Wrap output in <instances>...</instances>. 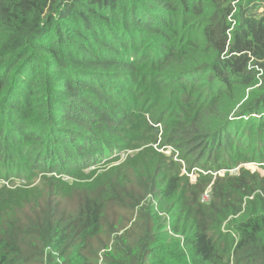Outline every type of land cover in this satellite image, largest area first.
<instances>
[{
  "label": "trees",
  "instance_id": "1",
  "mask_svg": "<svg viewBox=\"0 0 264 264\" xmlns=\"http://www.w3.org/2000/svg\"><path fill=\"white\" fill-rule=\"evenodd\" d=\"M263 4L0 0V177L43 173L0 185V264H264V175L240 165L264 167ZM152 86L178 117L148 112L162 146L237 172L210 179L206 204L207 187L181 185L180 164L152 150L99 186L60 185L128 148ZM163 212L181 242L163 237Z\"/></svg>",
  "mask_w": 264,
  "mask_h": 264
},
{
  "label": "rangeland",
  "instance_id": "2",
  "mask_svg": "<svg viewBox=\"0 0 264 264\" xmlns=\"http://www.w3.org/2000/svg\"><path fill=\"white\" fill-rule=\"evenodd\" d=\"M264 10V4L259 9V12ZM153 90H158L160 94H157L158 98L164 102H168L167 97L160 91L157 87L152 86L149 90L145 91L142 99L139 103L138 108L133 109L132 112V121L133 126L127 135V138L124 139V142L128 146L127 149L121 150L116 153H112V155L108 156L106 161L100 162L96 166H91L86 169H83L80 172L70 171L68 174L61 175L60 185L64 184H75L79 187L84 186H99L105 181H107L115 172V170L120 166L124 167H137L141 165L142 158H145L149 155V153H145L147 150H152L155 153H161L167 158H171L173 162H177L180 164L179 176L181 178V185L187 184L189 188L191 186H195V189L198 190L199 187L209 186V182L211 178H214L216 175L223 176L228 173L233 175L237 172V169L240 165L244 166L252 174H259L260 176L264 175V167H258L261 163L256 160V162L249 163L248 159H243L240 162V165L234 166L232 165L229 169H218L216 166L212 169H202L201 167H192L189 168L186 161L178 162V153H176L173 148L168 149L167 146H162L164 139L162 138L164 131V123H156L152 122L149 119V111L151 110L154 114H158L161 110H167V115L173 113L170 111L164 102L153 100ZM174 117L170 119L175 121L177 120V116H175L176 112L173 113ZM166 115V116H167ZM146 121L150 125V128L155 130L156 141L154 142L147 133L144 132V128L146 127ZM154 157L156 156L154 153H151ZM224 163V161H222ZM228 165H222L221 167H225ZM50 174H47L49 176ZM170 176H177V170L175 171L173 167L170 168L169 172ZM43 173H39L36 175H29L28 178L23 179L21 177L10 176L9 178L0 177V185L7 186L9 188H22L27 189L28 186L24 184H29V187H35L39 183L42 182ZM58 176V175H56ZM184 182V183H183ZM204 189H200L203 191ZM210 191L209 187L203 191V197L200 202L202 204H206L210 199ZM152 200V197H148L147 201ZM181 202V201H179ZM152 204L156 205V201L152 202ZM161 227L160 231L162 232L163 237L168 239L170 242L182 241L183 234L173 232V228L176 226L182 227L181 224L177 223L176 217L174 215H170L169 213L163 212L159 213ZM226 222L222 225V230L225 228Z\"/></svg>",
  "mask_w": 264,
  "mask_h": 264
},
{
  "label": "built area",
  "instance_id": "3",
  "mask_svg": "<svg viewBox=\"0 0 264 264\" xmlns=\"http://www.w3.org/2000/svg\"><path fill=\"white\" fill-rule=\"evenodd\" d=\"M170 148H172V147H169L168 149H170ZM176 153H178L175 149H173ZM180 162H181V160L180 159H178ZM183 162V161H182ZM208 188V187H207ZM206 188V189H207ZM203 197V193L201 194V198Z\"/></svg>",
  "mask_w": 264,
  "mask_h": 264
}]
</instances>
